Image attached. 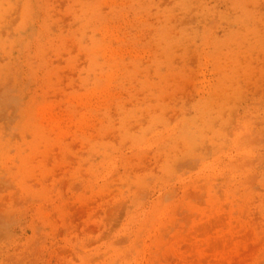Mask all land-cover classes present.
Wrapping results in <instances>:
<instances>
[{"label":"rangeland","instance_id":"rangeland-1","mask_svg":"<svg viewBox=\"0 0 264 264\" xmlns=\"http://www.w3.org/2000/svg\"><path fill=\"white\" fill-rule=\"evenodd\" d=\"M0 264H264V0H0Z\"/></svg>","mask_w":264,"mask_h":264}]
</instances>
